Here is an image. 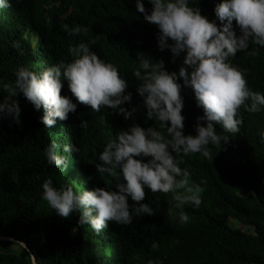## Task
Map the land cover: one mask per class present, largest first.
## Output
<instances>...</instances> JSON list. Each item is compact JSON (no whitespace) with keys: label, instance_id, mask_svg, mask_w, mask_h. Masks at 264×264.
I'll list each match as a JSON object with an SVG mask.
<instances>
[{"label":"trees","instance_id":"1","mask_svg":"<svg viewBox=\"0 0 264 264\" xmlns=\"http://www.w3.org/2000/svg\"><path fill=\"white\" fill-rule=\"evenodd\" d=\"M218 2L198 0L201 14L216 20ZM142 3L146 10L151 8L148 0ZM10 4L0 8V81L5 83L14 81L18 66L39 72L70 60L69 45L93 38L92 51L117 69L132 70L137 53L163 60L165 67L182 66L183 54L173 60L167 48L158 49V30L137 12L135 0H10ZM61 24L87 31L72 36ZM233 30L239 34L234 20ZM252 50L256 55L249 54ZM230 60L245 70L249 88L264 94V47L250 42L248 50ZM62 84L60 94L77 103L67 82ZM134 93L132 105L139 101L136 89ZM4 95L0 92V99ZM180 95L183 131L195 134L196 117L203 111L190 87L181 83ZM15 99L19 123L0 114V236L8 238L0 239V264H33L31 252L37 264H264V144L258 138V131L264 130V106L256 113L238 110L239 132L224 133L229 140L222 141L221 148L209 146L212 160L198 153L182 157L180 167L188 169L189 184L201 188L198 207L185 204L178 209L172 193L145 188L142 202L153 207V215L133 217L129 225L109 222L97 233L77 225L78 213L57 216L41 199L42 180L52 178L55 186L68 184L76 192L107 190L114 180L98 173L96 164L108 138L133 123L147 128L158 127L159 122L145 118L141 100L128 119L111 109L92 112L90 106L77 103L66 120L56 118L54 125L45 126L42 108L35 109L22 93ZM81 120L87 122L86 128L79 126ZM214 128L222 131L219 124ZM52 141L57 154L66 158L63 170L50 166L42 154ZM68 144L80 151L63 152ZM128 203L131 208L134 202ZM181 210L188 217L184 223L178 220Z\"/></svg>","mask_w":264,"mask_h":264},{"label":"clouds","instance_id":"2","mask_svg":"<svg viewBox=\"0 0 264 264\" xmlns=\"http://www.w3.org/2000/svg\"><path fill=\"white\" fill-rule=\"evenodd\" d=\"M148 2L151 8L146 10L142 0H135L136 10L146 22L156 26L159 50L167 48L173 60L183 54L179 70L173 63L165 67L163 60L139 53L132 70L117 69L92 51L91 46L96 43L93 38L69 45L68 61L60 60L39 72L20 65L11 84L0 81V92L6 93L0 99V114L11 116L16 123L20 116L15 99L18 93L35 109H43L40 120L45 126L54 125L56 118L66 120L68 113L75 112L77 103L90 106L92 112L111 109L128 119L141 100L145 118L159 122L158 127L147 128L133 123L108 138L96 164L98 173L114 180L107 190L95 187L76 192L68 184L55 186L52 178L42 180L41 199L57 216L78 213L77 225L90 226L97 233L109 222L129 225L133 217L153 215V207L142 202L145 188L152 193H172L178 209L185 204L198 207L201 188L189 184L188 169L180 167L182 157L198 153L212 160L209 146L221 148V142L226 144L229 140L224 133L239 132L242 121L238 110L256 113L264 106V94L249 88L245 70L230 60L237 52L248 50L250 42L264 47V0H219L214 7L219 25L201 14L198 0ZM10 6V0H0V8ZM233 20L238 35L233 30ZM61 28L72 36L87 31L68 24H61ZM249 54L254 56L256 52ZM62 81L67 82L77 103L60 94ZM181 83L192 89L196 106L203 111L202 116L196 117L195 134L186 135L183 131ZM135 89L139 101L132 105ZM126 104L132 106L126 109ZM214 124H219L222 131L217 132ZM79 126L86 128L87 122L81 120ZM258 138L264 144V130L258 131ZM56 150L57 144L52 141L45 145L42 154L50 166L63 170L67 167L66 158ZM62 151L78 153L80 149L68 144ZM129 200L134 202L131 208ZM187 219L181 210L179 222Z\"/></svg>","mask_w":264,"mask_h":264},{"label":"water","instance_id":"3","mask_svg":"<svg viewBox=\"0 0 264 264\" xmlns=\"http://www.w3.org/2000/svg\"><path fill=\"white\" fill-rule=\"evenodd\" d=\"M0 239H8V238H7V237H2V236H0ZM23 244L26 246L25 243H23ZM30 252H31V251H30ZM31 257H32V262H33V264H37L36 257H35V255H34L33 252H31Z\"/></svg>","mask_w":264,"mask_h":264},{"label":"rangeland","instance_id":"4","mask_svg":"<svg viewBox=\"0 0 264 264\" xmlns=\"http://www.w3.org/2000/svg\"><path fill=\"white\" fill-rule=\"evenodd\" d=\"M237 225L241 226V223L238 222ZM237 225H235V226H237ZM244 227H245V229H246L247 231H253V228H252V227H247V226H244Z\"/></svg>","mask_w":264,"mask_h":264}]
</instances>
